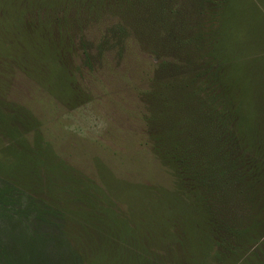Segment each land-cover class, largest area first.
Wrapping results in <instances>:
<instances>
[{"label":"trees","instance_id":"1","mask_svg":"<svg viewBox=\"0 0 264 264\" xmlns=\"http://www.w3.org/2000/svg\"><path fill=\"white\" fill-rule=\"evenodd\" d=\"M71 1H76V8L72 9ZM197 1L0 0V31L3 36L13 34V40L0 46V103L7 106L9 111L12 109L9 116L0 111V121H10L11 124L14 122L12 117L19 116L18 121L23 125L21 130L12 125L10 132L12 136L16 135L15 139L19 142L14 146L11 143L7 148L10 156L15 154L9 160L10 164L20 158L17 163L18 176L7 173L5 176L8 182H3L8 190L11 187L13 190L10 194L6 189L0 193V209L3 213L0 214V230L9 236L14 233L15 228L16 232L25 237L23 242L11 243L13 264H21L23 258L27 259V264H42L44 259L39 258L41 250L44 256L47 252L61 255L68 250L69 258H73L74 252L77 253L81 248L73 250L69 247V242L63 239L62 234L69 231L66 229L67 225L61 223L60 217L63 214L60 210L65 208L67 212V206L78 204L81 208L75 207L84 212L82 217L88 218V211L93 213L94 208L87 193L81 196L73 192L80 190L76 187L85 185V180L62 172L58 160L50 150V143L43 139L37 129L28 128L36 120L34 117L33 121L29 118L32 113L26 106H20L11 98L17 87L15 81L29 77V80L41 84L46 79L55 90L59 89V84L68 89L66 97L71 103L80 101L82 98L75 91L72 71L68 69V72L59 62L66 49L60 50V46L51 40L55 37L61 44L64 38L57 34L52 25L57 24L58 28L64 29L71 27L70 31L81 32L94 20L100 23L101 19L112 22L109 34H106L109 35L107 42L113 38L116 39L115 42L119 39L120 55L126 53L127 45L133 42L140 49L137 51L139 55H153L157 61L156 69L148 74L146 88L141 94L145 134L153 151L175 176L177 194L180 193L190 202L191 206L184 207L185 210H199L200 216L208 225L207 229L203 228L204 231L214 235L213 230L216 229V237L221 242L225 237L232 236V231L235 233L238 229L229 225L226 214L230 210L223 208L221 214L216 213V219L213 215L216 208L208 202L210 199L206 201L203 198L204 195L205 198L208 196L205 191L208 190L206 181H210L211 176L215 178L213 186L222 183L224 187L228 180L231 187L228 191L234 192L231 196L233 199L243 195L244 200L250 202V205L252 203L248 224L241 228L245 227L244 233L248 237L255 236L251 240L254 241L253 244L256 243L255 246L258 245L264 230V182L261 187L262 175L258 168L259 164L264 165V161L260 163L264 157V141L259 140L263 138L259 135L261 124L258 121L252 126V123L245 122L246 98L243 83L233 76L234 63L229 64L227 54L221 52L223 40L219 27L222 18L209 16L210 10L214 7L220 9L222 4L224 7L225 1ZM198 6L208 9L205 15L200 10L198 14ZM67 8L69 9L66 10ZM34 18L40 20L37 27L32 26ZM213 19H217L214 26ZM81 21L85 25L80 24ZM222 27L224 28L223 25ZM223 28L221 30L225 35ZM23 39L32 41V47L25 46ZM46 39L52 44L49 45ZM20 40L22 47L19 46ZM40 41L46 43L52 51L42 49ZM54 56L57 58L56 62L47 66L45 72L40 65L42 60H52L51 57ZM8 128L9 126L0 123V130ZM43 163L47 166L45 178L41 175L43 170L39 168ZM7 164L0 163L1 174L7 171ZM15 164L13 172L9 169L11 173L16 171ZM237 164L241 169L244 166L243 171L238 169ZM26 177L30 184H24ZM17 182L23 190L14 189L13 185ZM85 189L88 190V185ZM72 192L75 195L70 197ZM220 198L227 202L228 194ZM8 203L11 219L6 215L5 207ZM212 215L215 224H208ZM7 217L10 222L5 224ZM97 218L93 213V219ZM36 225L40 227L41 233L35 232ZM122 225L124 236L132 234L130 224ZM99 238L105 242L99 255L93 257V262L86 258L83 264H105L108 240L102 236ZM111 247L114 256L118 250ZM200 250L206 251L204 248ZM31 255H34L32 259L29 257ZM63 258L65 257L61 255L59 260L53 259L47 264L74 263V259L70 262Z\"/></svg>","mask_w":264,"mask_h":264},{"label":"rangeland","instance_id":"2","mask_svg":"<svg viewBox=\"0 0 264 264\" xmlns=\"http://www.w3.org/2000/svg\"><path fill=\"white\" fill-rule=\"evenodd\" d=\"M224 1V7L223 4L220 9L214 7L209 11V16L222 18L220 27L224 26L225 35L219 27L224 47H221V52L227 54L229 64L235 65L232 75L243 83L246 98L245 122L254 126L259 121V135L263 137L259 140L264 141V0ZM71 2L72 9L76 8V1ZM197 2L200 3L201 0ZM205 8L198 6V14L200 10L205 15L208 10ZM30 19L29 17L28 20ZM39 21L34 18L32 26L37 27ZM216 22L217 19H213L212 25ZM80 24L85 25V22L81 21ZM52 26L64 38L61 44L55 37L51 39L60 46V50L66 49L59 62L68 72L72 71L75 91L82 99L71 103L66 97L68 89L63 85L59 84V89L55 87L59 91L57 93L46 79L41 84H36L29 77L16 79L17 87L11 98L31 111L32 117L27 116L32 121L34 117L36 122L33 121L34 125L31 123L28 128L37 129L43 139L50 143V150L58 160L61 171L85 180V185L77 186L80 190L73 192L81 196L87 193L90 202H93L92 211L98 216L94 220L93 213L88 211L90 216L83 218L84 212L77 209L81 208L78 204H74L77 207L67 206V212L65 208L60 210L63 214L60 217L61 223L67 225L66 229L69 231L62 234L63 239L69 242L71 249L81 248L77 253L74 252L73 258H69L70 252L67 250L65 254H61L65 257L63 259L70 262L74 259L73 264H83L86 258L93 262V257L99 255L105 244L100 241L99 236H102L108 240L105 264H263L264 228L257 246L256 243L253 244L251 235H245V227L241 228L248 224L252 203L250 205V202L244 200L243 195L233 199L231 196L234 192L228 191L231 188L228 180L224 187L222 183L213 186L215 178L212 176L210 181H206L208 190L205 191L208 196L205 198L204 195L203 198L206 201L210 199L208 202L216 208L214 218L218 219L216 213L221 214L223 208H228L230 215L227 213L226 217L229 218V225L238 229L221 242L216 237V229L213 230L214 235L204 231L208 225L200 216L199 210H185L184 207L191 206L190 202L180 193L177 194L175 176L153 151L150 142H147L141 94L146 88L148 74L157 66L153 55H139V47L128 41V50L121 56L118 52L121 47L118 42L121 41L118 39L115 42L116 39L113 38L107 42L109 35L106 34H109L112 27V22L107 19H101L100 23L94 20L81 32H72L71 27L58 28L57 24ZM0 33V46L13 40L12 33L9 34L11 38H7L9 35L3 36L1 31ZM23 42L25 46L32 47V41L23 39ZM19 43L22 47L21 40ZM45 44L40 41L39 45L45 51H52ZM51 59L42 60L40 65L44 70L52 62H56L57 58L54 56ZM64 90L66 93L63 94ZM0 111L5 116L12 114L2 103ZM12 119L14 122L11 124L10 121H0L9 126L8 129L0 130V163H8L7 171L4 174L0 172V193L8 190L7 173L18 176L17 163L20 158L15 160V173H11L9 169L13 172L15 167L9 160L15 154L10 156L7 148L11 143L14 146L19 142L15 139L16 135L12 136L10 132L12 125L19 130L23 125L18 121L19 116ZM228 127L229 124L227 129ZM18 156L21 157V153ZM261 159L260 163H263L264 157ZM237 167L243 171L244 166L241 169L237 164ZM39 168L43 170L41 175L45 178L47 166L43 163ZM258 168L262 175V187L264 165L259 164ZM3 180H6V184ZM27 180L29 179L26 177L24 184H30ZM19 185L18 182L13 185L14 189L23 190ZM87 185L88 190L85 189ZM12 190V187L8 190L9 194ZM73 192L70 197L75 195ZM225 194H228L227 202L220 198ZM9 207L8 203L5 207L6 215L11 219ZM213 215L208 224H215ZM8 217L5 224L10 222ZM25 223L29 224L27 221ZM124 223L130 224L132 234L123 235ZM36 228L35 232L41 233L38 225ZM13 230L14 233L9 236L0 230V264H13L11 243L23 242L25 239L15 228ZM111 246L118 250L114 256ZM200 248L206 251L203 252ZM41 254L39 258L44 259L42 264L61 258L56 252H47L44 256L41 250ZM134 255L137 256L133 258ZM29 257L32 259L34 255ZM25 261L27 259H21V264H27ZM63 262L66 263L65 260Z\"/></svg>","mask_w":264,"mask_h":264}]
</instances>
